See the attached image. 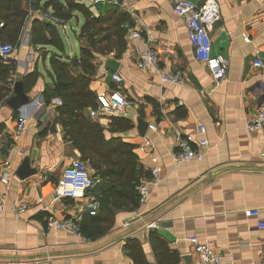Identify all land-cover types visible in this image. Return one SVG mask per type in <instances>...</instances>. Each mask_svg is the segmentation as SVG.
Returning a JSON list of instances; mask_svg holds the SVG:
<instances>
[{
	"label": "crops",
	"instance_id": "crops-1",
	"mask_svg": "<svg viewBox=\"0 0 264 264\" xmlns=\"http://www.w3.org/2000/svg\"><path fill=\"white\" fill-rule=\"evenodd\" d=\"M85 1L94 15L118 6L132 23L121 56H98V67L89 80L96 96L118 88L127 103L119 114L89 117L105 128L106 137L133 145L144 174L140 182L150 178L154 166H159L160 181L149 184L147 201L135 210L123 202L117 204L120 207L110 206L112 222L95 239L83 240L48 225L49 217L71 218L78 224L91 217L85 202L103 195L110 185L99 178L85 200L53 198L63 168L79 154L63 139L56 106L43 91L52 81L48 73L52 53L67 59L81 56L84 43L79 32L84 17L78 13L57 25L64 46L60 53L30 41L32 18L58 21L50 17L51 8L48 13L29 11L9 60H0V175H8V183L0 184V201L6 208L0 217V264H134L129 241L137 244L148 264H158L161 242L177 253L179 264H197L188 236L219 251L221 264H264V229L257 226L264 220V130L251 131L245 125L246 117L264 102V0H217L220 16L210 33L212 54L222 56L227 68L226 79L218 84L204 63L195 59L183 19L173 12L171 0H120L124 5L113 0ZM67 23L76 25L78 54L66 52L62 30ZM132 29L144 34L158 51L161 68L183 70L182 83L162 82L158 74L139 68L144 44L129 38ZM107 58L116 60V71L105 69ZM256 59L261 66L254 65ZM112 73L122 77L121 84L111 79ZM19 80L28 99L13 109L6 98ZM113 118L127 121L130 127L109 131ZM18 119H24L25 130L14 137ZM138 120L148 123L142 134ZM198 125L205 127L204 133L198 132ZM185 132H193L196 140L207 139L201 160L174 161L177 136ZM25 158L29 161L25 169L35 172L23 178L18 172ZM20 202L26 208L17 214L12 207ZM152 222L157 226L148 228ZM152 232L157 235L154 240Z\"/></svg>",
	"mask_w": 264,
	"mask_h": 264
},
{
	"label": "trees",
	"instance_id": "trees-1",
	"mask_svg": "<svg viewBox=\"0 0 264 264\" xmlns=\"http://www.w3.org/2000/svg\"><path fill=\"white\" fill-rule=\"evenodd\" d=\"M49 7L50 17L58 21L32 18L29 33L33 46L48 45L64 52L57 25L71 20L78 13L84 17L79 32V38L85 43L81 56L67 59L57 53L50 55L48 73L52 81L45 86L43 95L49 102L53 96L61 99L56 112L63 139L78 152L79 159L86 162L92 176L110 185L98 197V213L79 223L81 234L86 239H95L112 222L111 207H120L117 205L120 202L131 210L138 207L136 185L144 176L133 145L116 136L106 137L105 128L88 115V109L95 107L96 94L90 89L89 80L98 67V56L113 53L118 59L125 49L124 36L132 23L118 6L94 15L85 0H0V23L3 24L0 26V43L15 45L29 20V11L43 9L47 12ZM129 127L127 121L113 118L109 131H124ZM156 236L152 232L150 239L154 240ZM163 243L158 245V264H179L177 253L162 246ZM127 249L134 264H148L134 241L127 243Z\"/></svg>",
	"mask_w": 264,
	"mask_h": 264
},
{
	"label": "built area",
	"instance_id": "built-area-1",
	"mask_svg": "<svg viewBox=\"0 0 264 264\" xmlns=\"http://www.w3.org/2000/svg\"><path fill=\"white\" fill-rule=\"evenodd\" d=\"M105 0H87L89 4H98ZM115 4L124 5L120 0H113ZM171 7L175 14L183 19L187 30V37L192 46L195 59L203 62L212 80L218 84L224 81L227 77L226 61L220 55L212 54L211 30L220 16V8L217 0H205L201 4H196L191 0H171ZM3 24L0 23V26ZM129 38L138 39L143 42L144 47L140 51L138 58V66L140 69L158 74L162 82L172 84H180L184 81V72L182 69L165 71L160 66V58L158 51L155 50L148 41V38L137 29H132L129 33ZM245 41L249 37L243 36ZM15 46L10 43H0V59L8 61L13 53ZM255 66H261L259 59L254 62ZM111 79L117 84L122 83V77L117 73L111 74ZM127 103L125 96L118 88L111 90L108 94H98L95 100V107L88 109L90 117L95 118L101 113L119 114L124 105ZM50 104L60 105L61 99L53 96L50 99ZM24 119H18L14 133V137H19L24 133ZM245 125L248 130H264V102L261 103L256 111L246 117ZM149 128L154 129V125L149 124ZM197 130L200 133L205 132L203 125H198ZM208 143L206 138L195 139L193 132L180 133L176 139V146L173 152L175 162L199 161L203 158L202 148ZM4 164H8L6 160ZM98 177H94L86 164L81 159H74L66 165L61 176L53 187V198L63 199L69 198L72 200H85L89 197L90 190L93 188ZM160 181L159 166H154L150 170V178L146 181H141L136 185L139 206L143 205L149 196V184L156 185ZM8 183L7 173L0 175V184ZM85 207L89 215L95 216L100 208V200L97 197H89L85 202ZM26 206L23 203H18L12 207L17 214L22 213ZM5 203L0 201V217L5 211ZM48 225L63 229L75 236L85 240L81 234L80 227L77 221L69 218L65 220L48 218ZM124 225H127L125 222ZM157 224L152 222L147 225L148 228L156 227ZM259 228L264 229V220L257 222ZM186 240L194 245L197 254V264H221L222 255L219 251L211 248L206 243L201 241L196 236H188ZM24 264V263H21Z\"/></svg>",
	"mask_w": 264,
	"mask_h": 264
},
{
	"label": "water",
	"instance_id": "water-1",
	"mask_svg": "<svg viewBox=\"0 0 264 264\" xmlns=\"http://www.w3.org/2000/svg\"><path fill=\"white\" fill-rule=\"evenodd\" d=\"M117 67H118V63L113 58H107L105 60V69L114 72L116 71ZM27 99L28 98L26 97L24 90H23L22 82L19 80L14 84L13 94L9 96L8 98H6V103L13 109H17L21 105H23L27 101ZM147 126H148L147 122L138 120L137 127L141 134L143 133V131L146 129ZM27 167L29 168V161L27 158H25L21 165V168H23V170L21 172H18L19 176L24 178L35 172V170L31 168L26 170L25 168Z\"/></svg>",
	"mask_w": 264,
	"mask_h": 264
},
{
	"label": "rangeland",
	"instance_id": "rangeland-1",
	"mask_svg": "<svg viewBox=\"0 0 264 264\" xmlns=\"http://www.w3.org/2000/svg\"><path fill=\"white\" fill-rule=\"evenodd\" d=\"M75 30L76 25L74 23H67L65 26V31L62 30L65 39L66 52L67 54L70 53L71 55L78 54L79 51V44L74 34Z\"/></svg>",
	"mask_w": 264,
	"mask_h": 264
}]
</instances>
